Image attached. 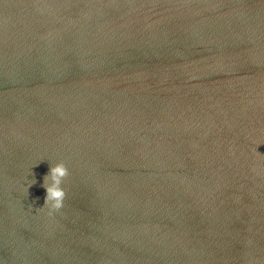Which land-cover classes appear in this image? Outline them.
I'll use <instances>...</instances> for the list:
<instances>
[{
	"label": "water",
	"instance_id": "95a60500",
	"mask_svg": "<svg viewBox=\"0 0 264 264\" xmlns=\"http://www.w3.org/2000/svg\"><path fill=\"white\" fill-rule=\"evenodd\" d=\"M0 264H264V0H0Z\"/></svg>",
	"mask_w": 264,
	"mask_h": 264
},
{
	"label": "clouds",
	"instance_id": "9594fccd",
	"mask_svg": "<svg viewBox=\"0 0 264 264\" xmlns=\"http://www.w3.org/2000/svg\"><path fill=\"white\" fill-rule=\"evenodd\" d=\"M67 175V167L62 161H58L54 165L49 166L47 174L43 177L41 186L45 190V196L43 205L39 208H47L50 216L63 207L66 193L62 183Z\"/></svg>",
	"mask_w": 264,
	"mask_h": 264
}]
</instances>
